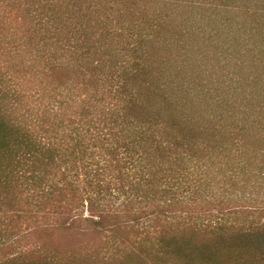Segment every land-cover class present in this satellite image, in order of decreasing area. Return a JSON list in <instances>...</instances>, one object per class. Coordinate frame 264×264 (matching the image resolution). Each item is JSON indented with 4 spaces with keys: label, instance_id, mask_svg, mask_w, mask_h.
Instances as JSON below:
<instances>
[{
    "label": "trees",
    "instance_id": "16d2710c",
    "mask_svg": "<svg viewBox=\"0 0 264 264\" xmlns=\"http://www.w3.org/2000/svg\"><path fill=\"white\" fill-rule=\"evenodd\" d=\"M53 233L264 264V0H0V264Z\"/></svg>",
    "mask_w": 264,
    "mask_h": 264
},
{
    "label": "rangeland",
    "instance_id": "374dc122",
    "mask_svg": "<svg viewBox=\"0 0 264 264\" xmlns=\"http://www.w3.org/2000/svg\"><path fill=\"white\" fill-rule=\"evenodd\" d=\"M44 238V253L29 251L15 264H152L138 253L112 256L115 252L107 251L105 242L96 234L79 237L73 233H53ZM166 264L179 263L167 260Z\"/></svg>",
    "mask_w": 264,
    "mask_h": 264
}]
</instances>
